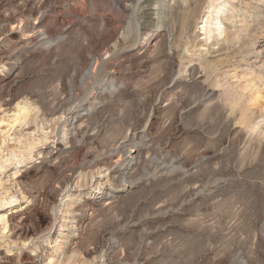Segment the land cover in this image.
<instances>
[{"label":"rangeland","instance_id":"1","mask_svg":"<svg viewBox=\"0 0 264 264\" xmlns=\"http://www.w3.org/2000/svg\"><path fill=\"white\" fill-rule=\"evenodd\" d=\"M212 6L0 0V264H264V0Z\"/></svg>","mask_w":264,"mask_h":264},{"label":"bare ground","instance_id":"2","mask_svg":"<svg viewBox=\"0 0 264 264\" xmlns=\"http://www.w3.org/2000/svg\"><path fill=\"white\" fill-rule=\"evenodd\" d=\"M171 1V5H175V7H177V8H175V9H180V10H182V8H184V9H186V8H188V15L185 17L186 19H185V27H186V33H185V38H186V42H185V46H186V48H187V46L188 45H191V43L193 42V39L194 38H197L199 35H202L203 33H199V32H195V27H197L196 25L198 24L197 23V21H199V19L201 20V22L199 23V24H203L204 23V25L203 26H201V27H198L199 28V31L200 30H203L204 31V33L205 34H210V33H212V31H211V29H210V27H208V25L209 24H211V23H213L215 20H217L216 21V23H214V24H218V26H220L221 25V22H219V20H220V18H213L214 16H213V13L214 12H216V13H219V12H222V10H224L222 7H219V8H216V7H213L212 6V11H209V14L206 16V12H204V8H205V4H206V2H207V0H185V2H184V4H185V6H181V5H179V4H175V3H173L175 0H170ZM213 4V3H212ZM230 7H232V6H229V8ZM172 8V7H171ZM216 9H218V11L219 12H217V10ZM231 9V8H230ZM231 10H233V9H231ZM225 15V14H224ZM223 15V18L225 19V17H226V15L224 16ZM229 17V16H228ZM233 17V16H232ZM203 19H205V21H203ZM226 19H229V18H226ZM225 19V20H226ZM212 21V22H211ZM224 28H219L218 30L219 31H222ZM201 32V31H200ZM215 33V32H214ZM219 34V33H218ZM214 35V34H213ZM220 35V34H219ZM218 35V36H219ZM216 36H217V34H216ZM210 37V36H209ZM208 38V37H207ZM213 38V37H212ZM211 38V39H212ZM216 40V39H215ZM214 40V41H215ZM205 41V40H204ZM200 42H202V41H200ZM199 42V43H200ZM208 43V42H207ZM204 44V43H203ZM202 46V44H198V46ZM205 45V44H204ZM208 45V44H207ZM191 47V46H190ZM204 47V46H203ZM202 47V48H203ZM201 48V47H200ZM199 48V49H200ZM196 50V49H195ZM202 50V49H201ZM203 50H205V48L203 49ZM200 51V50H199ZM217 51V50H216ZM211 53V52H210ZM213 53H215V52H213ZM209 54V53H208ZM212 54V53H211ZM235 57V56H234ZM233 57V58H234ZM243 60V59H242ZM73 113H68V116L69 115H72ZM73 116V115H72ZM75 173V172H74ZM77 178V174H74L72 177L70 176V179H69V181H73V180H75ZM98 183H100V182H98ZM103 184V183H102ZM100 185H101V183H100ZM101 193V188H97V189H94L93 190V192H92V195H94V196H97L98 194H100ZM66 196V195H65ZM68 197V196H67ZM62 205H64V204H58L57 205V209L58 208H62ZM66 205H70V204H66ZM59 210V209H58ZM60 211V210H59ZM62 212V211H61ZM58 213V212H57ZM60 213V212H59ZM56 217V216H55ZM63 219V218H62ZM13 227H15L14 226V224H13ZM67 228V227H66ZM15 230V229H14ZM77 234V233H76ZM74 236H77V235H74ZM74 236H68V235H64V239H69V242L68 243H70L71 242V240H72V238L74 237ZM65 241V240H64ZM55 243H57V241H55ZM57 245V244H56ZM55 248H56V246H55ZM68 247H67V245L65 246V250L64 251H66V249H67ZM54 254H52V255H49L48 256V258L49 259H44L43 258V256H37L36 257V259H37V262H39V264H41L42 262H46V263H44V264H59V263H57L56 261H54V259H55V257H56V255L58 254L57 252H58V248L57 249H53V251H52ZM59 258V257H58ZM105 264V263H104Z\"/></svg>","mask_w":264,"mask_h":264}]
</instances>
